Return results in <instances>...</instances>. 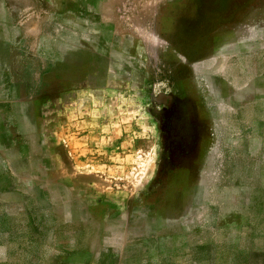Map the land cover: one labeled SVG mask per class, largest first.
Returning <instances> with one entry per match:
<instances>
[{
	"label": "rangeland",
	"instance_id": "obj_1",
	"mask_svg": "<svg viewBox=\"0 0 264 264\" xmlns=\"http://www.w3.org/2000/svg\"><path fill=\"white\" fill-rule=\"evenodd\" d=\"M0 264H264V0H0Z\"/></svg>",
	"mask_w": 264,
	"mask_h": 264
}]
</instances>
